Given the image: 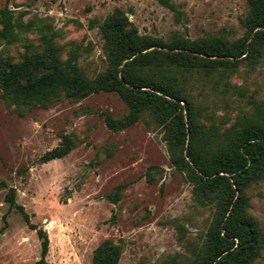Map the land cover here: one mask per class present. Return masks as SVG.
<instances>
[{"label": "rangeland", "instance_id": "obj_1", "mask_svg": "<svg viewBox=\"0 0 264 264\" xmlns=\"http://www.w3.org/2000/svg\"><path fill=\"white\" fill-rule=\"evenodd\" d=\"M175 13L157 0H0L30 32L0 52L21 58L37 50L42 36L54 32L62 58L71 51L77 66L92 77L107 66L98 25L121 10L140 34L169 40L242 35L246 0H171ZM177 81L195 104L204 107L207 127L227 128L237 116L264 109V57L242 61L231 74L178 70ZM104 111L115 118L127 112L113 91L79 99L60 97L47 105L9 104L0 96V264H32L40 256V238L4 195L16 190L29 221L48 236L45 264H91L92 252L105 238L120 246L118 264H190L202 244L212 208L196 203L192 185L170 161L162 129L148 115L120 130L109 129ZM73 142L64 156L38 163L62 135ZM151 165L157 168L146 172ZM124 184L117 202L109 194ZM247 211L264 231V175L246 188ZM252 264H264V248Z\"/></svg>", "mask_w": 264, "mask_h": 264}, {"label": "trees", "instance_id": "obj_2", "mask_svg": "<svg viewBox=\"0 0 264 264\" xmlns=\"http://www.w3.org/2000/svg\"><path fill=\"white\" fill-rule=\"evenodd\" d=\"M181 12L171 0H157ZM247 11L241 19L243 33L235 39L203 36L195 39L175 35L163 37L140 34L119 9L98 25L107 55L106 68L92 77L77 66L71 51L62 58L54 32L42 36L39 49L25 52L20 59L0 52V96L9 104L47 105L60 97L79 99L100 91H113L124 101L127 112L115 118L104 111V122L120 130L148 115L163 132L171 164L183 172L192 185L198 205L212 208L201 245L193 249L190 264H252L264 248V231L248 213L246 188L264 175V109L255 102V111L236 117L223 130L207 127L204 107L177 81L178 70L206 74L219 70L231 74L242 61L255 64L264 57V0H246ZM35 23L16 20L8 7L0 8V39L6 44L19 41L21 33L33 30ZM73 146L64 134L61 142L44 152L38 163L60 158ZM157 168L151 165L146 172ZM0 184H3L2 182ZM124 184L108 195L117 202ZM9 209H16L40 238V256L32 264H45L48 236L42 227L29 221L24 206L16 201V190L4 195ZM6 215L0 234L6 227ZM121 248L110 238L93 250L91 264H118Z\"/></svg>", "mask_w": 264, "mask_h": 264}]
</instances>
